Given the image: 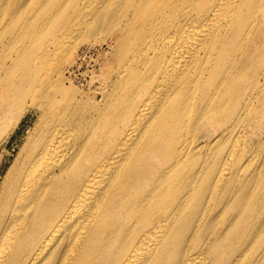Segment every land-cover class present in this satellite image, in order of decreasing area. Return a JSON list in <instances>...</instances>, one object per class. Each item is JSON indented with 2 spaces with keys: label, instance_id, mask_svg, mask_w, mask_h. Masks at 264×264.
<instances>
[{
  "label": "bare ground",
  "instance_id": "bare-ground-1",
  "mask_svg": "<svg viewBox=\"0 0 264 264\" xmlns=\"http://www.w3.org/2000/svg\"><path fill=\"white\" fill-rule=\"evenodd\" d=\"M208 2L168 30L173 49L149 74L123 76L61 158L49 130L6 171L0 264H212L264 224V0ZM258 245L252 264H264Z\"/></svg>",
  "mask_w": 264,
  "mask_h": 264
},
{
  "label": "rangeland",
  "instance_id": "rangeland-1",
  "mask_svg": "<svg viewBox=\"0 0 264 264\" xmlns=\"http://www.w3.org/2000/svg\"><path fill=\"white\" fill-rule=\"evenodd\" d=\"M142 1L0 3V67L4 70L0 75V158L3 161L0 186L6 171L31 150L37 136L49 130L47 139L52 137L51 142H62L61 148L55 149V158H61L66 153L62 145L74 139L73 131L90 128L97 108L107 98L112 102L125 74L129 79L139 73L149 74L146 62H154L159 54L173 49L168 44L171 35L168 30H174L176 24L183 23L191 14L209 12L207 9L211 6L208 2L204 5L208 7L202 9L203 0H151L148 11L137 17L135 10ZM27 5L34 9L21 11ZM89 44L105 52L96 74L87 78L84 85L70 84L69 68L78 51L90 47ZM121 45L128 47L126 59H120L118 47ZM62 78H66L64 85L60 82ZM212 127L221 129L219 124ZM212 127L209 126L211 131ZM201 133L202 141L214 140V136ZM254 149L264 153V135ZM206 151L207 148L202 150ZM222 210L223 207L215 208L216 213ZM224 212L233 213V210L228 208ZM263 214L264 206L263 213L257 216ZM221 220L218 230L226 227L224 223L228 219L221 216ZM254 228L259 229L256 234L246 235L242 231L235 234L229 250L216 253L211 263L230 264L237 256V264H252L259 252L255 248L264 240V224Z\"/></svg>",
  "mask_w": 264,
  "mask_h": 264
},
{
  "label": "built area",
  "instance_id": "built-area-1",
  "mask_svg": "<svg viewBox=\"0 0 264 264\" xmlns=\"http://www.w3.org/2000/svg\"><path fill=\"white\" fill-rule=\"evenodd\" d=\"M105 52L97 47H84L78 51L75 61L68 71V78L84 85L87 78L94 77Z\"/></svg>",
  "mask_w": 264,
  "mask_h": 264
}]
</instances>
